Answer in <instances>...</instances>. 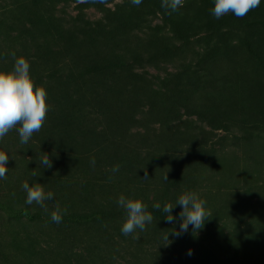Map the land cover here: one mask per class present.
Instances as JSON below:
<instances>
[{
  "label": "rangeland",
  "instance_id": "374dc122",
  "mask_svg": "<svg viewBox=\"0 0 264 264\" xmlns=\"http://www.w3.org/2000/svg\"><path fill=\"white\" fill-rule=\"evenodd\" d=\"M213 8L204 0H184L175 12L162 0H0V71L26 58L49 106L28 143L20 125L0 139L9 157L0 202L34 217L0 211V264H264V133L223 115L205 119L196 104L221 72L239 70L248 36L244 17L216 19ZM46 153L50 168L40 162ZM24 182L53 199L27 204ZM189 192L211 216L177 236V201ZM121 195L147 206L153 220L144 230L122 233ZM165 204L174 206L171 222ZM57 205L60 223L51 219ZM97 212L88 223L64 218Z\"/></svg>",
  "mask_w": 264,
  "mask_h": 264
},
{
  "label": "clouds",
  "instance_id": "9594fccd",
  "mask_svg": "<svg viewBox=\"0 0 264 264\" xmlns=\"http://www.w3.org/2000/svg\"><path fill=\"white\" fill-rule=\"evenodd\" d=\"M142 2L143 0H131V3L136 6H139ZM260 3L261 0H215L212 15L216 19H220L231 12L237 18H243L251 10L259 7ZM183 4L184 0H162V7L171 12L177 11L180 7H183ZM12 55L15 57V53ZM46 95L43 86L34 85L30 76V64L23 56L15 58L14 67L11 71H0V139L11 129L20 125L18 129L20 142L22 144L28 143L33 133L40 131L45 121L49 110ZM8 159V155L4 151H0V179L6 178L8 169L5 165ZM40 162L44 167L50 168L52 166L47 153ZM91 163L94 165L95 160L93 159ZM118 170V165L112 168L113 172ZM145 179H147V174ZM164 179L168 180L167 175ZM22 187L27 193L26 203L29 205L35 202L44 207L45 200L53 199L54 194L52 192L46 193L40 183L29 186L27 182H24ZM117 203L127 211V218L121 229L124 235L133 233L137 228L144 230L146 223L152 222V214L146 211L147 206L139 199H126L121 195ZM177 203L182 205V211L180 212L182 224L180 232L176 233L177 236L182 232H186L189 225L193 226L194 231L201 229L207 217L211 216L210 211L205 208L206 201L198 198L194 192L181 195ZM153 207L159 209L160 204H154ZM173 207L172 204L164 205L163 211L169 213L166 216L168 222L173 220L171 214ZM51 219L55 223L62 221L59 205L51 213ZM165 239L168 240V235ZM189 254H191V251Z\"/></svg>",
  "mask_w": 264,
  "mask_h": 264
},
{
  "label": "trees",
  "instance_id": "16d2710c",
  "mask_svg": "<svg viewBox=\"0 0 264 264\" xmlns=\"http://www.w3.org/2000/svg\"><path fill=\"white\" fill-rule=\"evenodd\" d=\"M204 2L211 7L215 5V0ZM226 15H233L230 18H235L231 12ZM244 18L240 24L248 31V36L241 40L245 50L243 60L237 62L239 70L225 74L221 72V82L209 99L208 92H202L196 104L203 110L200 116L205 119L212 118L211 121L216 122L223 115L232 122L264 133V0ZM201 96L204 99H200ZM0 211L10 218L34 219L30 209L25 207L13 208L0 202ZM154 213L160 214L156 211ZM102 215L100 212L84 216L69 214L64 218L81 224L97 221Z\"/></svg>",
  "mask_w": 264,
  "mask_h": 264
}]
</instances>
